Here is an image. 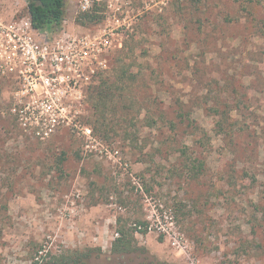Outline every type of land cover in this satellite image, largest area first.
Masks as SVG:
<instances>
[{
    "label": "rangeland",
    "instance_id": "obj_1",
    "mask_svg": "<svg viewBox=\"0 0 264 264\" xmlns=\"http://www.w3.org/2000/svg\"><path fill=\"white\" fill-rule=\"evenodd\" d=\"M81 1L63 27L122 40L89 91L95 148L24 136L0 85V264H264V0H93L86 26Z\"/></svg>",
    "mask_w": 264,
    "mask_h": 264
},
{
    "label": "built area",
    "instance_id": "obj_2",
    "mask_svg": "<svg viewBox=\"0 0 264 264\" xmlns=\"http://www.w3.org/2000/svg\"><path fill=\"white\" fill-rule=\"evenodd\" d=\"M93 3L82 0L81 10H91ZM120 36L114 28L91 34L61 26L49 33L36 29L29 13L0 15L4 115L24 136L46 141L70 132L95 148L94 129L87 121L88 95L107 72L110 54L122 47ZM133 227L140 233L141 225Z\"/></svg>",
    "mask_w": 264,
    "mask_h": 264
},
{
    "label": "trees",
    "instance_id": "obj_3",
    "mask_svg": "<svg viewBox=\"0 0 264 264\" xmlns=\"http://www.w3.org/2000/svg\"><path fill=\"white\" fill-rule=\"evenodd\" d=\"M28 13L31 17L33 26L41 31L51 33L53 30L60 28L65 20L66 15V1L67 0H26ZM98 8L93 7L92 10L80 13L76 18V23L81 26H86L91 23H97L101 20V16L97 14ZM105 83L102 78L90 90L94 93L98 88H102ZM91 125V124H90ZM92 126V125H91ZM94 129V128H93ZM120 222V221H119ZM120 224V223H119ZM137 225H141L140 233L145 234L148 230V223L146 221H138ZM137 227H127L120 224L117 232L118 238L113 243L112 251L116 253H130L138 249L136 243L135 233ZM162 239V237H161ZM62 264H69L66 258L61 261Z\"/></svg>",
    "mask_w": 264,
    "mask_h": 264
},
{
    "label": "crops",
    "instance_id": "obj_4",
    "mask_svg": "<svg viewBox=\"0 0 264 264\" xmlns=\"http://www.w3.org/2000/svg\"><path fill=\"white\" fill-rule=\"evenodd\" d=\"M26 3H27V2H26ZM63 23H64V22H63ZM100 241H101V242L103 241V237L100 238ZM107 242L110 243L109 238H108Z\"/></svg>",
    "mask_w": 264,
    "mask_h": 264
}]
</instances>
